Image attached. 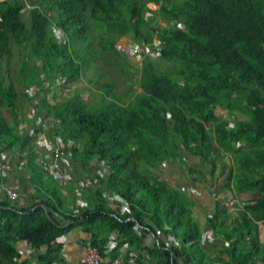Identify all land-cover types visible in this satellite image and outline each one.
<instances>
[{
  "label": "trees",
  "instance_id": "obj_1",
  "mask_svg": "<svg viewBox=\"0 0 264 264\" xmlns=\"http://www.w3.org/2000/svg\"><path fill=\"white\" fill-rule=\"evenodd\" d=\"M53 27L63 33L61 42ZM127 37L142 46L159 40L164 46L153 47L157 55L139 70L116 46ZM57 75L68 83L85 80L88 99L55 90L49 99L45 83ZM35 85L40 89L31 95ZM39 98L55 124L51 135L74 141L68 148L74 170L96 165V187L84 190L77 174L61 184L36 136L20 130L22 121L35 122L27 110ZM3 152L29 167L33 192L24 205L0 198V264H32L25 256L15 260L18 238L47 243L41 264L60 260V243H50L76 227L92 233L103 256L108 235L119 230L124 239L113 257L121 254L125 261L134 248L144 250L148 232L171 235L180 244L167 247L162 239L145 246L138 264H151L149 257L156 264H264L258 238L259 222L264 229V0L0 1V160ZM187 154L205 159L209 171L190 164ZM165 161L187 165L193 183L214 189L210 180L225 176L221 192L253 194L244 200L240 219L217 198L207 219L229 243L219 253L200 243L198 200L163 177ZM106 191L127 199L129 212L108 207ZM79 195L87 208L75 215L69 206ZM55 212L71 224L64 227ZM124 242L129 247L122 251Z\"/></svg>",
  "mask_w": 264,
  "mask_h": 264
},
{
  "label": "crops",
  "instance_id": "obj_2",
  "mask_svg": "<svg viewBox=\"0 0 264 264\" xmlns=\"http://www.w3.org/2000/svg\"><path fill=\"white\" fill-rule=\"evenodd\" d=\"M51 32H54L55 33V35H54L55 39L57 41L61 42V40L63 39V33L60 30H57L56 27H53ZM120 40H121V38H119L117 40V42H119ZM144 46H147V45H144ZM118 51L120 53L126 54L130 61H132L131 59H133L135 62L132 61L133 62L132 64L135 65V68H138L139 70L141 69V67H142L144 61L146 60V58L155 57V56H152L150 54H147L146 52H142L140 57L136 58V57L130 55L129 53L125 52V51H120L119 49H118ZM136 76L140 77V72H137ZM59 81H61V82L59 83ZM138 83L139 82L135 83L134 88L137 91V93H140V92H142V88L140 86V83L139 84ZM50 86H51V92L48 95L49 99L52 98L54 90L57 91V93L59 95H61V96L74 95L75 92H79V93H83V98L85 100H87L88 97H89V91H88L89 90V86L87 85L85 80L79 81L77 83H74V82H69L68 83L67 76H65V75H57V77L55 78L53 83H50L49 81L48 82L46 81L45 87L47 88V87H50ZM39 89L40 88L37 85L32 86L29 89V93L31 95H34L35 92L38 91ZM40 103H41V101H40V98H39V99L36 100V103H35L37 106H32V105L30 106V108L27 110V117L32 119V120H35L34 116H32V117L29 116V112H30L31 109H36L37 110L36 115L37 116H41L43 118V124L45 125V127L39 126L37 128V130H39V128H41V130L46 134V136L51 140V142H53L55 137L56 136H60V135H55V136L51 135V133H52L51 130L55 126V124L45 115L44 110H43V108H42ZM219 113L222 114L223 116L227 115V111L223 110L222 108H219ZM237 117L240 118V119L241 118L245 119V116L243 114H241L240 112H237ZM230 124H234L233 121H230ZM35 125H36V122H31V121L25 120V121H22L20 123L19 128H20L21 131L22 130H28L29 133H30L31 126H35ZM41 130H39V131H41ZM241 145H243V143L241 141L237 142V146H241ZM42 151H44V150H42ZM49 152L50 151L42 152V153H43V155L45 157L46 154H49ZM3 155H7L13 161V163L17 164L16 157L14 158V156L12 154H10L9 152H3ZM72 156H73V154H72ZM187 159H188V162L190 164H192L194 167L200 168V169H202L204 171H209V169H210L209 164L202 157H191L190 155L187 154ZM228 162L230 164H233V159L231 158L230 160H228ZM63 165H64L65 169H67L69 171L71 179L75 178L76 174L79 175V178H81L80 179V186H81V181L87 179V183H85L86 187L84 188V187L81 186L84 190L87 189V187L88 188L96 187L99 184V182H100L99 178H98V176L100 175V172H96V170H95L96 169V165H94L91 170H87V171H83V172H80L78 170H74V167H73V164H72V159H71V162H68V164L64 163ZM186 166L187 165L183 166V165H179V164H172L169 161H165L163 166H162V170H163L162 175H163L164 178L169 180L171 182V184L176 185V186H183L184 188H186V190L189 193L194 194V196H196V198L198 200V206H197L198 208L195 209V215H196V217L198 218V220L202 224L203 235H204V233L207 232L206 231L207 229L212 228L208 224L207 216H208L209 213L214 211L216 200L219 197H223V203L225 204V202H226L229 205L228 206V210H229V212L231 214L234 215V217H236L237 219L241 218L242 205L245 204L244 200H248L249 198H251L252 195H253L252 193H243L241 195H239V194L235 195L231 191H223V192H221L220 188H221V186L224 183L225 176L218 177V178L210 180V184L211 185L212 184H217L214 189L208 187V185L206 186L204 183H201V184L200 183H193V182L189 181L186 178L189 175L188 173H186V168H187ZM103 170H105V168ZM207 176L210 177L208 174H207ZM31 178H32V175H31V171H30L29 167L28 166H18V164H17L16 165V169L7 177V181L4 182V180H3V181H1L0 184L4 183V184H7V185H11V186H13V188L15 190H18L21 193V196H22V200L20 202H23L22 205H24L25 202L29 199L28 195L26 194V192H27V190L29 188H31V186H29L30 183H31ZM56 179H58V178H56ZM71 179H69V180H71ZM66 182L65 183H61L60 182V183L61 184H66ZM194 188L197 189L199 193H196V194L192 193L190 189H194ZM218 190L222 194L220 193V195H219L217 193V192H219ZM214 193H216V195H217L216 197H213ZM104 195L106 196V198L108 200L107 201V203H108L107 206L108 207L111 206L113 209H116L117 206L115 204H113V203H115L117 201L116 198H115V196H117V194H114V193H111L109 191H106V192H104ZM119 196H121V195H119ZM0 198H2V199L3 198H7V197L4 196V192L0 193ZM80 198H83V197L79 196L77 198V200L80 199ZM122 198H124V197H122ZM242 199H244V200H242ZM77 200H76L75 205H70L69 206V209L72 210V212H74V207L77 206ZM125 200L127 201V199H125ZM10 201L12 203H17V201H13V200H10ZM84 201L86 202L85 199H84ZM129 205H130V203H129ZM85 208H87V202H86V205L79 206V212L77 214H79ZM58 214L59 215H57L56 218L64 224V227L68 226L69 224H71L70 220H68L66 218L67 215H61L60 213H58ZM120 214H123V213L120 212ZM124 214H127V213H124ZM233 219H235V218L232 217V218L229 219V221H231V220L233 221ZM138 227H139V225H138ZM73 232H77V233L83 234V236H87L89 231L85 230L83 227H76L73 230H71L70 232L61 233V234L57 235L55 238H63L64 239V243L60 244L61 245V251L57 255V257L60 258V260L55 258V259H52L47 264H53L54 262H57L58 264H73L74 262H77L78 260H80L81 252H79V249H80V245H81V239H78L76 237L77 233L71 234ZM112 232L117 234L119 241L124 239L121 236L119 230H114ZM89 233H91V232H89ZM150 233H152V232H148L147 235L145 236L144 243L148 244L150 242H153V244L148 245V246H151V247L159 245V244H157L156 237L158 239L160 238L159 239L160 241H162V239L165 237L162 234V232L157 233L158 235H160L159 237L157 236V234L155 232H153L155 234L154 235L155 237L148 236ZM203 235H202V238H203ZM14 236L17 237V235H14ZM169 236H171V235H169ZM258 238H259V243L261 245L264 244V229H263V226H262L261 222H259ZM21 241H25L26 243L31 245L32 248H33L32 251H27L26 253H24L25 257L31 258L32 261L36 262V264H41L42 261L38 257H39V254L47 253V249H46L47 243L42 244V246H37L36 244H34L33 242H30L27 239L18 238V242H17L18 252H19V242H21ZM225 241H224V239L218 238V236L217 237L216 236L215 237H210V238L207 237L206 238V242L204 244H202V245H205L207 247L206 249L209 252H211V253H219L222 249L225 248V245H227L225 243ZM177 243H178V241H177ZM50 244L56 246V245H58V242L50 243ZM175 245L179 246L180 244L178 243V244H175ZM120 247L122 248V251H123V250L127 249L129 247V245L126 242H124V243H122V245ZM115 249L111 253L112 256H113V252L115 251ZM134 249H137V248H134ZM24 254H21L20 256H22ZM148 262H150L151 264H156L155 262H153L151 260V257H149Z\"/></svg>",
  "mask_w": 264,
  "mask_h": 264
},
{
  "label": "built area",
  "instance_id": "obj_3",
  "mask_svg": "<svg viewBox=\"0 0 264 264\" xmlns=\"http://www.w3.org/2000/svg\"><path fill=\"white\" fill-rule=\"evenodd\" d=\"M127 39H122L119 41V44L116 45L117 48L120 51H125L129 53L130 55L138 58L140 57L142 52H146L147 54H156L157 53L151 52L147 49V46H142L137 43L134 45L130 42L129 46L125 45V42ZM142 47V49L140 48ZM147 49V50H144ZM61 81H59L60 83ZM37 110L36 109H31L29 112V116L35 117V126H31L30 128V134L35 135L37 138V143L41 147L42 150L44 151H50L49 154H46V158H48L49 163L47 165V168L49 169L50 173L53 174L56 178L60 180L61 183H65L67 180L71 179L69 171L65 169L64 163L71 162L72 159V154L71 152L68 151V148L74 144V141L72 139H64L61 136H56L54 141L51 142V140L46 136V134L41 130H37L39 126L45 127L43 124V118L41 116L36 115ZM36 115V116H35ZM233 124H230V127H233ZM16 169V163H13V161L7 156L3 155L0 160V174L2 176L8 177L14 170ZM85 183H87V179L81 181V186L86 187ZM192 193H199L197 189H190ZM4 192V196L7 197L9 200L17 201L20 204L23 202H20L22 200L21 193L18 190H15L13 186L7 185V184H0V193ZM33 192V188H29L26 192ZM216 193L213 194V197H216ZM116 202L113 203L117 207L119 212L121 213H128L130 205L129 203L122 198L121 196L117 195L115 196ZM226 205H228L225 202ZM86 205V202L84 201L83 198H80L77 200V206L74 207V214H77L79 212V206H84ZM229 206V205H228ZM59 215L57 212H55V216ZM128 220L130 218H127ZM139 227H141L139 225ZM207 232L204 233L202 240L200 241L201 244H204L206 242L207 237H217V233L213 228H209L206 230ZM77 232H73L71 234H74ZM154 233H150L148 236H154ZM76 237L78 239H81V245L79 252H81V258L77 262H74L73 264H138L137 263V258L141 252L147 253V250L145 246L153 244V242H150L148 244L144 243L141 244V247L144 250L140 249H133L132 251L129 252V257L127 261H125L124 257L121 254L116 255L115 257L112 256V251L118 246L119 240L118 236L116 233L111 232L108 235V238L105 242L104 245V252L105 255L103 256L99 246L95 245L93 243V238L92 234L88 232L87 236H83V234L77 233ZM62 239V240H61ZM165 245L168 247L171 244L175 243L178 244L177 241L172 237H164L163 238ZM157 244H160V240L156 237ZM58 242L60 244L64 243L63 238H56L53 243ZM228 245V241L226 242ZM33 248L31 245L26 243L25 241L19 242V256H15V260L19 261L21 260V254L26 253L27 251H32ZM126 250V249H125ZM22 256H25L22 255ZM32 264H36L35 261L32 262ZM53 264H58L57 262H54ZM215 264H223L222 262H215Z\"/></svg>",
  "mask_w": 264,
  "mask_h": 264
},
{
  "label": "rangeland",
  "instance_id": "obj_4",
  "mask_svg": "<svg viewBox=\"0 0 264 264\" xmlns=\"http://www.w3.org/2000/svg\"><path fill=\"white\" fill-rule=\"evenodd\" d=\"M0 1H2V0H0ZM31 24V23H30ZM178 27L179 28H185V25H183V24H179L178 25ZM52 30V29H51ZM108 33H116L117 34V31L116 30H114V29H111V28H109V30H108ZM122 39H124V38H121V40ZM125 39H127V41L125 42V45L126 46H129V44H130V42L134 45L135 44V41L132 39V38H130V37H127V38H125ZM119 44V42H117V45ZM163 46H164V44H163V42L162 41H155L153 44H151V45H147V49L149 50V51H151V52H154V51H156L155 49H153V47H155V48H157V50L158 51H161L162 50V48H163ZM141 49H142V47H140ZM147 49H144V50H147ZM152 56H156V54L154 53V54H152ZM133 62H135L133 59H131ZM162 65H164V63H161ZM168 67H165V66H163L162 67V69L163 70H166ZM119 87L120 88H122V85H121V83H119ZM241 119H243V118H241ZM80 196V195H79ZM242 200H244V199H242Z\"/></svg>",
  "mask_w": 264,
  "mask_h": 264
},
{
  "label": "bare ground",
  "instance_id": "obj_5",
  "mask_svg": "<svg viewBox=\"0 0 264 264\" xmlns=\"http://www.w3.org/2000/svg\"><path fill=\"white\" fill-rule=\"evenodd\" d=\"M211 194V193H210ZM225 200V199H224ZM227 200V199H226ZM223 201V200H222ZM225 206V205H224Z\"/></svg>",
  "mask_w": 264,
  "mask_h": 264
}]
</instances>
